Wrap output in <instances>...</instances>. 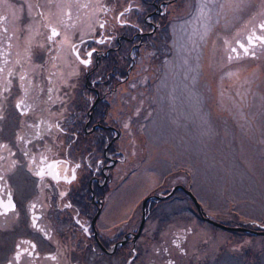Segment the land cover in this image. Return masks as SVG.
I'll return each mask as SVG.
<instances>
[{
	"label": "flooded vegetation",
	"instance_id": "af4514ba",
	"mask_svg": "<svg viewBox=\"0 0 264 264\" xmlns=\"http://www.w3.org/2000/svg\"><path fill=\"white\" fill-rule=\"evenodd\" d=\"M189 3L0 0V264H177L171 244L190 259L188 224L150 260L142 250L148 206L167 194L142 198L137 226L130 195L127 209L125 194L115 202L129 178L119 143L131 96L120 86L137 74V51L190 24ZM263 46L258 21L225 49L243 57Z\"/></svg>",
	"mask_w": 264,
	"mask_h": 264
},
{
	"label": "rangeland",
	"instance_id": "374dc122",
	"mask_svg": "<svg viewBox=\"0 0 264 264\" xmlns=\"http://www.w3.org/2000/svg\"><path fill=\"white\" fill-rule=\"evenodd\" d=\"M189 5L190 24L176 21L157 49L137 51V74L120 86L131 96L119 143L129 178L115 185V202L125 194L119 202L127 209L130 195L137 226L142 198L168 195L148 206L153 222L142 248L148 260L188 224L190 259L171 244L177 264H264L263 234L212 225L181 189L171 192L177 183L190 189L201 211L218 222L264 225V46L243 57L225 49L232 34L264 24V0Z\"/></svg>",
	"mask_w": 264,
	"mask_h": 264
},
{
	"label": "water",
	"instance_id": "95a60500",
	"mask_svg": "<svg viewBox=\"0 0 264 264\" xmlns=\"http://www.w3.org/2000/svg\"><path fill=\"white\" fill-rule=\"evenodd\" d=\"M175 188H176V186H174L172 188L171 192H173ZM188 192L190 193V197L192 198L194 204L196 205L197 210L200 212L201 211V207H200L199 202L197 201V199L195 198V196L192 194L191 191H188ZM205 218L210 220L211 222H213L215 225L222 226L224 228L236 229V230L251 232V233H254V234H263L264 235V225H262V229H251V228H248L246 226H240V225L231 226V225H228V224H224V223L218 222L216 220H213V219H211V218H209L207 216Z\"/></svg>",
	"mask_w": 264,
	"mask_h": 264
},
{
	"label": "trees",
	"instance_id": "16d2710c",
	"mask_svg": "<svg viewBox=\"0 0 264 264\" xmlns=\"http://www.w3.org/2000/svg\"><path fill=\"white\" fill-rule=\"evenodd\" d=\"M202 212V211H201ZM204 216H205V214H203ZM210 218V217H209ZM206 222H208V221H206ZM208 223H210V224H212L211 222H208ZM212 225H215V224H212ZM231 226H233V225H231ZM241 226V225H240ZM217 227H220V228H223V229H228V228H224V227H222V226H217ZM229 230H233V231H241V230H236V229H229ZM245 232V231H244ZM247 232V231H246Z\"/></svg>",
	"mask_w": 264,
	"mask_h": 264
}]
</instances>
